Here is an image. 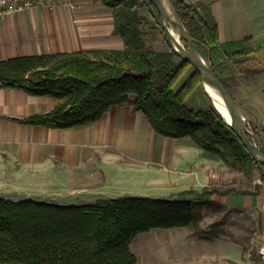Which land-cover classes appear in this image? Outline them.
Listing matches in <instances>:
<instances>
[{
	"label": "trees",
	"instance_id": "obj_1",
	"mask_svg": "<svg viewBox=\"0 0 264 264\" xmlns=\"http://www.w3.org/2000/svg\"><path fill=\"white\" fill-rule=\"evenodd\" d=\"M97 1L111 8L112 33L122 40L123 47L0 62V88H15L57 100L49 112L17 121L72 128L96 122L112 106L131 102V111L142 112L157 134L173 139L189 137L249 181L255 170L264 181V166L255 165L212 104L206 109H195L185 103L201 83L199 75L194 72L173 88L190 65L168 47L156 50L146 43L139 11L146 10L155 20L145 0ZM172 4L194 46L204 58L211 59L219 34L209 6L201 2L190 5L183 0H172ZM257 51L247 37L241 44L227 46L221 52L236 76L247 77L261 72L260 63L254 58ZM211 65L217 75L214 62ZM255 140L261 142L257 132ZM257 189L256 185L254 191ZM229 193L253 194L235 187L209 186L196 193L195 200L120 197L93 204L58 205L0 198V264H136L130 245L137 236L152 230L185 228L198 240L213 241L224 235L223 223L201 227L203 211L217 213L223 206L200 198Z\"/></svg>",
	"mask_w": 264,
	"mask_h": 264
},
{
	"label": "crops",
	"instance_id": "obj_2",
	"mask_svg": "<svg viewBox=\"0 0 264 264\" xmlns=\"http://www.w3.org/2000/svg\"><path fill=\"white\" fill-rule=\"evenodd\" d=\"M183 1L209 6L219 34L212 57L238 81L242 77L235 75L221 51L241 44L247 37L258 50L264 45V0ZM112 31V10L97 0H75V7H40L6 15L0 17V62L16 57L122 48V40ZM260 70L255 76L262 77L261 64ZM194 72L192 67L183 73L176 81L177 87ZM56 103L48 96L0 88V198L20 200L12 199L17 196L58 205L93 204L120 197L195 200L196 193L205 187H234L233 179L239 173L229 169L218 155L202 150L189 137L173 139L157 134L142 112L131 111V102L112 106L96 122L72 128L17 121L45 114ZM255 173L256 170L252 180L257 184ZM251 192L201 197L223 206L217 213L204 210L201 227L216 222L211 219L226 210L253 211L261 219L258 240L264 242V186ZM228 226V222H223L224 231ZM145 234L151 237L147 239L148 249L140 253L144 261L132 251L136 238L130 245L136 264H215L221 260L239 263L214 252L220 243L238 247L225 234L213 241L198 240L185 228ZM211 247L213 252H209ZM135 249L141 251L139 247Z\"/></svg>",
	"mask_w": 264,
	"mask_h": 264
},
{
	"label": "rangeland",
	"instance_id": "obj_3",
	"mask_svg": "<svg viewBox=\"0 0 264 264\" xmlns=\"http://www.w3.org/2000/svg\"><path fill=\"white\" fill-rule=\"evenodd\" d=\"M139 15L142 17V24L140 29L143 33V37L146 40V43L153 49H164L167 47L165 38L161 29L155 24V22L150 18L146 10L142 9L139 11ZM184 45L183 42H181ZM264 68V45L259 48L256 55L254 56ZM211 62H214V67L219 78H221L223 85L227 91L239 102L241 103L249 112H251L257 119L258 123L262 126L264 131V73L262 77L258 76H247L242 77L238 81L233 79L230 76V73L224 72L220 67L218 60L211 57ZM192 67L187 66L183 73H188L191 71ZM183 73L181 75H183ZM225 81V82H224ZM179 85V82L176 83L175 89ZM199 85V86H198ZM198 90L191 92L187 101V106L189 108L203 109L208 108L212 101L208 95L203 90L202 84L199 83ZM249 131L254 135L256 132L254 128L248 126ZM239 173V172H238ZM254 181L257 182L258 187L262 188L264 186V181L260 179V173L256 171ZM233 177V176H232ZM236 178L233 179V185L235 189L239 190H255L253 180L249 181L246 177L239 173ZM12 199H27L25 197H12ZM237 201V200H235ZM232 201L231 203L235 202ZM234 212H226L217 219L211 221L216 222H228L229 226L224 234L229 237L231 240L238 243L236 245L230 243H220L217 246L213 245L214 252H219L220 254L227 256L230 260L238 261L239 263L233 264H261L263 261L258 255V249L261 245H264L261 240H258V236L261 232V219H258V214L256 212L243 211L238 208H234ZM221 218L220 221H218ZM209 220V219H208ZM207 219L205 221H208ZM149 233V232H148ZM144 235V236H142ZM147 234H141L136 237L135 244L133 245L132 251L134 254H139V260L144 261V257L140 255L143 251L147 250L146 247L147 239L151 236H145ZM144 241V242H143ZM139 247L141 250L139 253L135 248ZM212 247L209 252H213ZM241 250V253L239 251ZM133 252H131L133 254ZM241 259V260H240ZM222 261V260H221ZM215 261V264H227L224 261ZM241 262V263H240ZM190 264H193L191 262ZM197 264H209L208 262H199Z\"/></svg>",
	"mask_w": 264,
	"mask_h": 264
},
{
	"label": "water",
	"instance_id": "obj_4",
	"mask_svg": "<svg viewBox=\"0 0 264 264\" xmlns=\"http://www.w3.org/2000/svg\"><path fill=\"white\" fill-rule=\"evenodd\" d=\"M145 4L156 24L161 29L167 47L182 62L188 63L194 68L195 72L199 75L202 86L206 83L219 93L229 115V122L225 121L222 117L224 122L231 127L233 133L251 156L255 165L258 167L264 166V131L262 126L258 123L256 117L227 91L217 77L210 59L204 58L199 53L185 27L179 20L172 0H145ZM171 29L178 34V39L173 36ZM211 104L219 113L215 104L213 102ZM248 126L256 130L261 139L260 143L255 140Z\"/></svg>",
	"mask_w": 264,
	"mask_h": 264
},
{
	"label": "built area",
	"instance_id": "obj_5",
	"mask_svg": "<svg viewBox=\"0 0 264 264\" xmlns=\"http://www.w3.org/2000/svg\"><path fill=\"white\" fill-rule=\"evenodd\" d=\"M52 6L75 7V0H0V17L35 8ZM258 255L264 260V245L259 247Z\"/></svg>",
	"mask_w": 264,
	"mask_h": 264
},
{
	"label": "bare ground",
	"instance_id": "obj_6",
	"mask_svg": "<svg viewBox=\"0 0 264 264\" xmlns=\"http://www.w3.org/2000/svg\"><path fill=\"white\" fill-rule=\"evenodd\" d=\"M171 32L173 36L178 39V34L176 32H173L172 29H171ZM202 87L205 93L208 95V97L215 104V107L218 109L219 113L222 115L225 121L229 122V115L227 114V111L223 105V101L219 93L213 87H211L210 85L206 83H204Z\"/></svg>",
	"mask_w": 264,
	"mask_h": 264
}]
</instances>
